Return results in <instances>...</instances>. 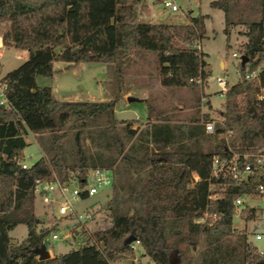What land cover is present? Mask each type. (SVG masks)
Wrapping results in <instances>:
<instances>
[{"label":"trees","instance_id":"1","mask_svg":"<svg viewBox=\"0 0 264 264\" xmlns=\"http://www.w3.org/2000/svg\"><path fill=\"white\" fill-rule=\"evenodd\" d=\"M139 2L0 0V31L2 25H9L0 32L3 45L28 52L27 60L3 77L9 107H0V264H116L134 257L132 243L125 244L130 236L154 264H172L173 255L179 258L178 264H189L188 248L180 247L184 240L170 241L180 235L176 229L181 224L186 238L202 236L216 242L235 233L233 202L243 195L258 197L255 187L263 176L252 158L264 156V0H210V8L223 14L224 35L229 37L233 28L240 27L245 42L239 47L244 58L243 64L239 59V80L224 95L221 120L213 133L223 138L207 151L192 150L175 139L158 146L155 138L167 134L168 126L152 125L150 141L157 148L149 151L146 141L144 154L136 157L134 147L127 148L136 131L130 129L131 123L115 118L121 98L59 101L50 87L37 84L38 77L52 78L57 73V63L110 64L119 70L133 56L154 53L161 87L192 92L202 88L209 76L204 71L207 55L197 44L206 35V16L188 15L183 25L140 23ZM252 74L254 80L244 78ZM209 121L205 116L203 123ZM31 133H47L39 140L46 157L22 169L28 146L25 138ZM70 137L74 146L71 166L64 155ZM85 140L95 148L93 156L86 153ZM169 143L176 144L175 148L165 150ZM233 155L239 158V167L249 164L252 169L246 182L229 174L214 176L213 158L222 161ZM121 165L149 167L139 188H127L129 199L142 213H114L110 226L87 237L88 245L38 261L32 251L43 245L51 230H38L35 181L55 176L65 182L71 173L79 172L83 185L90 170L118 171ZM243 213L244 220H249L254 210ZM200 217L204 221L195 223ZM19 225L26 227V237L14 246L9 233ZM238 246L240 264H264V250L259 253L249 246L243 233ZM223 257L206 252L201 264H225Z\"/></svg>","mask_w":264,"mask_h":264},{"label":"rangeland","instance_id":"2","mask_svg":"<svg viewBox=\"0 0 264 264\" xmlns=\"http://www.w3.org/2000/svg\"><path fill=\"white\" fill-rule=\"evenodd\" d=\"M190 1V3H186ZM198 0H183L185 7L192 6L194 15L197 14H209L210 19L205 21V37L199 42L201 48L205 54L208 55L206 61L210 65L211 76L209 89L199 88L197 92L189 90H169L161 89L158 77L157 63L154 53L143 54L142 56L131 57L128 65L122 69H117L115 65L110 64H78L71 66L68 64L57 63L55 64V70L57 73L52 78L38 77L37 84L41 87H51L54 92V97L59 101H65L67 97L79 95L80 92L96 93L97 83L101 84L103 92L111 97L113 100L121 98V90L128 87L131 91H135L133 98H137L139 101L146 96L149 106L156 110H161L159 117L156 120L168 119L176 117L184 109L191 106V112L197 109H206V104L201 103L202 94L206 95L209 92H219L216 79L218 77L225 78L230 84H234L239 76L238 64L240 58H233L232 54L242 55L239 50L240 45L244 42V37L240 32L242 28L236 27L231 30L230 36L227 37L223 33L224 22L223 14L219 10L210 9L208 6L209 0H201L199 8H195V3ZM138 17L140 23L160 24L164 22L178 23V25L184 23L187 19L178 14H170L162 9L160 4L156 0H140L136 5ZM9 25L4 24L1 27V34L8 29ZM2 57L0 58V78H3L8 72L17 68L22 61L17 60L15 56L18 51L12 46H5L2 43ZM228 47V49H227ZM21 56V55H18ZM22 58V57H19ZM222 61L225 64V72L220 70L219 62ZM118 70V71H117ZM225 75V76H223ZM200 95V96H199ZM119 96V97H118ZM199 99V101H198ZM207 100V99H206ZM89 101V100H78ZM68 101V102H78ZM94 102V101H92ZM102 102V101H101ZM223 102V98L216 95L213 98V104L217 107ZM120 101L116 103V106H120ZM138 106H142L141 103H136ZM223 106V105H222ZM134 110H128L125 115H117L121 118H134L142 115L141 108ZM180 107L181 109H179ZM222 111V109H220ZM220 110H216L214 113L209 114L210 117H214L211 121L217 122L219 118ZM200 110H198L199 112ZM178 113V114H177ZM139 117V116H138ZM154 117V116H153ZM118 122H121L119 120ZM123 122H129L131 124L143 125L140 119L123 120ZM212 141H218L223 136L214 137L213 134H208ZM47 133L43 135L28 134L26 136V143L28 146L24 150L25 160L28 164H33L41 157H46L44 150L45 145L39 142L41 138H45ZM65 153L67 163L71 166L74 160V146L73 138L65 143ZM85 149L88 155L93 156L95 148L91 145L89 140H85ZM31 157V159H28ZM113 170V169H112ZM143 176V175H141ZM115 174V181L107 189L102 190L94 197L81 200L74 204L75 215L59 216L57 210L54 207L44 206L40 200H35V214L40 220L41 224L39 229H50L49 235L44 239L43 245L50 253L51 258L60 254H65L69 251H77L84 245H88L90 242L88 236L97 230H102L111 224V219L114 213L128 214L133 213L141 214L142 210L139 206L129 199V192L127 191L125 179L127 175L122 174L121 177H117ZM132 185V183H131ZM247 205L245 209H253L254 216L257 219L244 220L245 214L241 212L239 219L233 218L234 235L227 238H221L220 240L213 242L206 237H198L196 239L186 238V230L182 227L176 229L179 236H175L170 241L184 240V243L180 244L181 248H188V257L190 256L189 264H201V258L206 252L216 253L219 256H224L225 264H240V248L238 246L239 234L243 233L246 237V243L249 246L255 247L258 252L264 250V240H254V233L260 232L264 228V202L258 197H249L246 201ZM88 216V218H86ZM26 227L23 225L17 226L9 233L10 242L12 245H19L26 237ZM64 232L69 235L66 239H60L58 241L51 240V234ZM193 242H195L193 244ZM134 257L124 259L116 264H134L132 261L137 259L138 264H154L148 257L147 260L143 259L141 253L143 250L139 245L135 246ZM141 262V263H140ZM179 258L173 255V263L178 264ZM113 264V263H112ZM222 264V263H221Z\"/></svg>","mask_w":264,"mask_h":264},{"label":"crops","instance_id":"3","mask_svg":"<svg viewBox=\"0 0 264 264\" xmlns=\"http://www.w3.org/2000/svg\"><path fill=\"white\" fill-rule=\"evenodd\" d=\"M200 2H201V0L196 1L195 8H199ZM186 3L188 4V3H190V1H188ZM209 3H210V0L208 1V6H209ZM190 7H191V11L185 16L186 19H187L188 15L206 16L205 21L210 19L209 14H200L199 13L197 15H194L193 8H192V6H190ZM209 8H210V6H209ZM213 10H215V9H213ZM137 14H138V12H137ZM138 19L140 21L139 17H138ZM187 22L188 21L186 20L184 23H182L180 25L187 24ZM162 24H176V25H178V23H171V22H164ZM244 42H245V39H244ZM0 45H2L1 37H0ZM197 47H198V49L201 50V52H203L200 43L197 44ZM18 55H21V56H18ZM19 57H22V58H19ZM207 57H208V55H207ZM15 58L17 60L24 62L28 58V52L27 51H18V54L15 56ZM206 64H207V66L204 68V71L208 72L209 76L206 79L205 83L202 85V88H201L202 92H203V89H207V90L209 89V83H210L211 69H210V65L207 61H206ZM219 67H220L221 71L225 72L224 62L220 61ZM223 76H225V75H223ZM238 80H239V78H238ZM238 80L234 84H236L238 82ZM96 83H97V90H96L97 92L96 93H89L86 91L82 92V93L80 92L79 95L67 97L65 99V101H78V100L85 99V100L94 101V102H101V101L112 100L111 97H109L108 95H106L103 92L101 84L99 83V81H96ZM227 84H228V87L234 85V84H230L228 81H227ZM161 89H164V88L161 87ZM51 91H52V94L54 96V92H53L52 88H51ZM121 94H122L121 99L119 100L121 105L115 106V109H114V114H115L116 120L117 121L121 120V122H123V120H133V119L138 118L143 123V125H138V124H131L130 125V129L133 131H136V134L127 143L128 144L127 148L128 147H134L133 150H134V155L136 157H139V156L144 154V148L143 147L146 145V143H145L146 141H148L147 146L149 147V149H148L149 151L155 150L157 148L156 145L150 141V128L152 125L168 126L167 134H165V132H164V134H160L159 137L155 138L158 146L162 145V143H164V142H169L171 139H172V141H174V139H175V140H180L179 144L187 146L188 148H190L192 150L207 151L211 147H213L214 144L216 143L215 141H212L211 137L205 132L203 122H204L205 116H207L210 120L214 119V117L213 118L210 117L209 114L214 113L216 110L222 109V105L224 103V96H221V94H219L218 92L212 91V92H209L208 94L204 95L207 99V103H206V109L207 110L197 109L194 112V114H192L189 111H191V109H193V108H190L191 106H189V107H187L189 109H184L183 112H180L179 114L177 113L178 115L176 117L168 118V119H162V120H159V119L156 120L155 119L156 117H159V115H160L159 113L161 110H158V109L156 110L155 108L150 107L146 96L143 97L142 100H140V101H132V100L130 101L129 98H133L135 91H131V89L128 87H126L124 90L122 88ZM262 94H263V92H262ZM216 95L223 98V102L220 103V106H218V107L213 104V98ZM135 99H137V98H135ZM136 103H141L142 106L140 107V106L136 105ZM139 107L141 108V114H142V115H138L139 117L136 116L137 113H135V115H134L135 117L131 118V119L130 118L119 119L117 117V115H125L128 110H134L136 108L138 109ZM148 107H149V109H148ZM178 108L181 109L180 107H178ZM198 110H200V111L198 112ZM220 114H221V110L219 112V118H217L216 123L220 122V120H221ZM148 116H149V119H147ZM189 132L191 134H189ZM189 135L191 137H189ZM176 136L179 137V139H176L175 138ZM219 136L222 137V135H219ZM219 136H217V137H219ZM218 140H219V138H218ZM175 145H173L171 143L165 144V146H166L165 150L174 149ZM148 169H149V167H144L143 169H141L140 167H136L134 165H131V166L130 165H126V166L121 165L120 170H118V171L117 170L115 171V169H113V170L111 169L112 173H113V182L115 181V174H117L118 179H119V177L122 176V174H124V176L127 175V178L125 179V181L127 182L126 188L131 186V183H132V185L136 186V188H139V186L145 180L146 171ZM141 175H143V176H141ZM117 177H116V179H117ZM194 177L196 178V180L194 179V181H197V177L193 176V178ZM141 255L143 256V259H145V260L148 259L147 256L144 255L143 252L141 253ZM147 261L149 264H151L149 262V260H147ZM132 262L134 264H138L137 259H134Z\"/></svg>","mask_w":264,"mask_h":264},{"label":"built area","instance_id":"4","mask_svg":"<svg viewBox=\"0 0 264 264\" xmlns=\"http://www.w3.org/2000/svg\"><path fill=\"white\" fill-rule=\"evenodd\" d=\"M162 9L170 14L178 13L182 16H186L190 11L191 7H185L183 0H156ZM2 48L0 45V58L2 57ZM233 58H241L237 54H232ZM246 80H254L255 74L245 75ZM217 86L219 87V94L224 96L228 84L225 78L218 77L216 79ZM260 98V97H259ZM201 103H207L206 97L202 95ZM0 107L8 108L9 101L7 97V82L0 78ZM138 119V118H137ZM215 121L207 122L204 124V130L207 134H213L215 131ZM230 133L227 134L229 136ZM28 159H31L29 157ZM238 157L232 156L228 160L220 161L218 158L214 157L212 161V171L214 176L222 175L225 177L227 174L231 175L233 179L238 182H246L247 178L251 175L252 169L249 164H243L239 167ZM253 162L260 169V174L263 176V182L255 187L258 193V198L264 202V156L255 155L253 156ZM31 164H28L26 160L22 163V169H27ZM196 180V178L194 177ZM80 175L79 172L71 173L69 179L65 182H60L55 176L49 180H36L34 184V195L36 199L40 200L41 203L46 207H54L59 216L65 217L74 214V204L81 201L83 197L91 198L99 194L102 190L108 189L113 182V173L110 169L96 168L90 170L86 175L85 183L80 185ZM248 196L238 197L234 202V219H239L241 212H243L247 205ZM251 216V217H250ZM206 214L203 215V218ZM249 220L257 219L256 216L249 214ZM88 218V216L86 217ZM203 218H196L195 223H202ZM248 221V220H247ZM66 239L69 235L64 234V232L51 234L52 241H58L60 239ZM254 240L261 241L264 240V228L257 233H254ZM139 245L138 241L131 244V248L135 249V246ZM261 253V252H259Z\"/></svg>","mask_w":264,"mask_h":264},{"label":"water","instance_id":"5","mask_svg":"<svg viewBox=\"0 0 264 264\" xmlns=\"http://www.w3.org/2000/svg\"><path fill=\"white\" fill-rule=\"evenodd\" d=\"M241 63L242 64L244 63V58L242 56H241ZM129 100L139 101L138 99H135V98H129ZM135 241H136L135 238L130 236L129 238L125 240V244L129 245ZM32 252L33 254L37 256L38 261H44V260H48L51 258L50 253L46 250L44 245L40 246L39 248L34 249Z\"/></svg>","mask_w":264,"mask_h":264}]
</instances>
